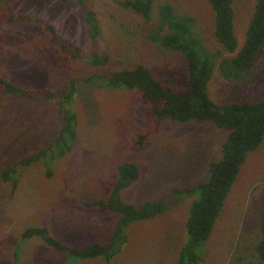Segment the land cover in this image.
<instances>
[{
    "label": "rangeland",
    "instance_id": "374dc122",
    "mask_svg": "<svg viewBox=\"0 0 264 264\" xmlns=\"http://www.w3.org/2000/svg\"><path fill=\"white\" fill-rule=\"evenodd\" d=\"M123 1L87 0L95 14L89 26L74 0H0V78L21 88L54 93L68 89L71 80L78 81L71 102L63 105L76 116L71 149L62 156L50 151L30 166L17 168L15 186L12 180L0 178V264H177L188 240L186 222L196 196L177 198L170 192L207 178L209 163L221 157L228 130L212 122L165 119L150 147L132 152L130 141L140 130L144 113L136 92L83 83L98 72L143 66L164 86L184 89L185 57L149 39L162 5L191 16L204 49L213 55L215 70L207 85L213 103L264 99V46L245 81L220 76L217 65L230 55L213 35L215 15L207 0H155L148 21L123 8ZM254 3L239 0L234 5L238 51ZM9 13L48 20L62 38L82 49L85 58H65L36 25H6ZM93 54L107 58L106 65L93 67L88 61ZM60 106L58 97L45 99L40 94L24 100L0 89V172L53 144L63 126ZM126 162L137 165L139 177L122 190V200L128 204L164 200L165 211L132 222L124 231L126 243L110 262L101 257L78 259L51 249L41 238H22L28 228L45 227L51 237L78 249L108 241L118 215L83 203L107 198L117 181L118 166ZM263 193L264 139L248 154L210 237L197 250L202 264H264L254 249Z\"/></svg>",
    "mask_w": 264,
    "mask_h": 264
},
{
    "label": "trees",
    "instance_id": "16d2710c",
    "mask_svg": "<svg viewBox=\"0 0 264 264\" xmlns=\"http://www.w3.org/2000/svg\"><path fill=\"white\" fill-rule=\"evenodd\" d=\"M74 1L78 5L84 22L91 26L95 14L89 8L87 0ZM154 1L125 0L120 5L148 21ZM207 1L215 15L213 35L230 55L221 58L217 65L218 72L225 80L243 82L254 69L258 53L264 46V0H254V10L249 20L245 41L239 51L234 12V5L239 0ZM158 11L160 19L149 39L163 49L178 51L185 57L187 80L184 89L175 90L164 86L143 66H137L131 70L98 72L83 80V83L106 89L126 88L136 92L144 106V113L140 130L130 141L132 152L137 153L149 148L165 119L180 123L212 122L215 126L228 130L226 140L221 146V157L209 163L207 178L191 185L174 187L170 192L171 196H177V198L196 196L189 208L186 222L188 240L179 251L177 264H202L197 250L210 237L248 154L255 151L264 139V99L229 105L213 103L208 96L207 85L215 70V62L213 55L204 49L194 31V19L191 16L178 15L169 4L162 5ZM24 23L38 26L47 40L56 46L65 58L70 60L85 58L79 46L69 39L62 38L55 26L44 18L9 13L5 20L8 26ZM94 34L97 38L99 34L97 28L94 29ZM202 50L207 54L203 55ZM88 61L97 68L106 65L108 59L93 54ZM77 82V80H71L68 89L54 93L51 90L21 88L0 78V89L6 96H18L24 100H31L40 94L44 95L45 99L58 97L61 105L59 112L63 119V126L53 144L23 157L1 171L2 181L12 180L15 186L17 168L30 166L33 162L45 158L50 151L56 150L58 155L62 156L71 149V144L76 140V116L67 111L63 105L71 102ZM117 170V181L107 198L83 203L87 207H98L118 215L108 241L93 243L84 249H78L51 237L45 227L28 228L22 233V238H41L51 249L65 252L78 259L101 257L106 262H110L119 252L120 247L126 243L124 231L132 222L152 219L165 211L164 200L144 201L139 204L125 203L121 198V192L138 179L139 169L136 164L126 162L119 165ZM47 176H51V172H48ZM259 231V240L254 249L258 260L264 263V193L261 198Z\"/></svg>",
    "mask_w": 264,
    "mask_h": 264
}]
</instances>
